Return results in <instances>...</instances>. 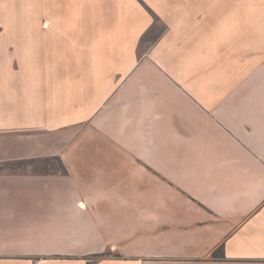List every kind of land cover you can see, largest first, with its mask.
Listing matches in <instances>:
<instances>
[{
  "label": "crops",
  "instance_id": "crops-1",
  "mask_svg": "<svg viewBox=\"0 0 264 264\" xmlns=\"http://www.w3.org/2000/svg\"><path fill=\"white\" fill-rule=\"evenodd\" d=\"M88 262L264 264V0H0V264Z\"/></svg>",
  "mask_w": 264,
  "mask_h": 264
},
{
  "label": "rangeland",
  "instance_id": "rangeland-1",
  "mask_svg": "<svg viewBox=\"0 0 264 264\" xmlns=\"http://www.w3.org/2000/svg\"><path fill=\"white\" fill-rule=\"evenodd\" d=\"M161 23L160 22H156L155 23V28L161 27ZM154 30V28H153ZM149 32L145 38L143 39L142 43H141V51L145 49V47L147 46V44H149L147 42L149 36L151 35L152 31ZM6 169L8 171H21V172H56V170L58 169V162L56 159L53 158H46V159H40L37 160L36 162H27V161H23V162H14V163H9L6 166ZM94 260V259H93Z\"/></svg>",
  "mask_w": 264,
  "mask_h": 264
},
{
  "label": "trees",
  "instance_id": "trees-1",
  "mask_svg": "<svg viewBox=\"0 0 264 264\" xmlns=\"http://www.w3.org/2000/svg\"><path fill=\"white\" fill-rule=\"evenodd\" d=\"M157 21H158V19L155 18V22L153 23L152 27L141 38V43H142L143 39L145 38V36L149 32H151V30H153V28H154V30L152 31L151 35L149 36V38L147 40L148 43L154 42L163 33V31L165 30V26L161 25V27L155 28V23ZM51 158L56 159L58 162V169L56 170V172H51V173H66L67 172L65 166L63 165V163L59 157H51ZM48 159H50V158H48ZM36 161L37 160H31L30 162H36ZM20 162H23V161H20ZM27 162H29V161H27ZM42 173H48V172H42ZM90 263L91 262H88L87 264H90Z\"/></svg>",
  "mask_w": 264,
  "mask_h": 264
}]
</instances>
